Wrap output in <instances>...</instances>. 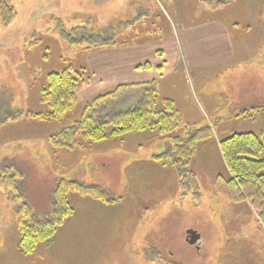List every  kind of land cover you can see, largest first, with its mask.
Wrapping results in <instances>:
<instances>
[{"label": "rangeland", "instance_id": "374dc122", "mask_svg": "<svg viewBox=\"0 0 264 264\" xmlns=\"http://www.w3.org/2000/svg\"><path fill=\"white\" fill-rule=\"evenodd\" d=\"M14 10L8 24L0 21V118L16 114L0 127V176L6 165L19 175L15 192L0 187V264H264L257 212L248 202L232 204L214 187L217 175L230 177L218 142L243 127L233 115L264 105V0H237L221 10L200 0H131L110 18L86 24L96 35L141 43L156 41L177 23L214 17L229 26L233 62L176 71L157 83L160 97L172 99L183 114L185 128L178 137L213 129L190 165L197 190L187 193L175 169L152 158L173 150L170 136L147 131L96 143L79 139L68 150L53 149L49 137L80 116L82 100L61 122L26 112L45 109L39 90L49 72L81 68L88 52L85 44L66 41L61 30L76 24L52 16L48 6L33 11L25 2ZM133 93L112 109L133 106L140 89ZM250 122L264 129V110ZM58 178L97 185L114 200L70 193L72 214L49 242L22 254L15 212L26 202L37 216L47 215ZM189 229L200 235L197 245L186 241Z\"/></svg>", "mask_w": 264, "mask_h": 264}, {"label": "trees", "instance_id": "16d2710c", "mask_svg": "<svg viewBox=\"0 0 264 264\" xmlns=\"http://www.w3.org/2000/svg\"><path fill=\"white\" fill-rule=\"evenodd\" d=\"M216 8L228 5L236 0H200ZM15 16L11 0H0V21L8 24ZM142 33V32H141ZM144 33H148V30ZM62 36L71 45H83L84 51L90 52L104 47L141 43L138 41H119L116 36L107 38L103 34L92 33L86 23L73 26L68 32L61 30ZM148 68L149 64L141 66ZM89 74L85 68L68 65L61 71L49 72L45 83L40 87L39 100L45 109L39 112H26L39 120L61 122L77 103V89L85 84ZM140 89V97L127 109H112L126 93L132 96ZM138 95V93H137ZM135 96V95H134ZM80 116L71 125L64 126L59 132L49 137V143L55 151L72 148L79 139L90 142L105 141L109 138H122L130 133L153 132L158 136H170L174 148L152 158L162 166L173 167L179 177L178 185L186 193L197 190L195 174L190 168L198 145L212 137L209 126L195 130L188 138L178 137L179 130L185 128L183 114L170 98L160 97L157 83L153 81L119 84L112 89L95 95L81 107ZM264 110V105L236 111L233 118H254ZM253 112H258L251 116ZM22 115V114H21ZM14 112H8L0 118L1 125L13 119ZM179 131V132H178ZM224 164L230 173L229 178L217 175L214 187L217 193L232 204L248 202L257 212L264 228V129L254 132H232L218 142ZM0 187L16 191L19 173L11 166H3ZM77 192L102 202H112L108 192L101 187L85 186L77 180L58 178L52 189L50 209L47 215L39 217L26 202L17 208L16 226L18 231V250L25 255L33 253L39 243H47L54 236L59 226L72 214L73 207L69 195ZM195 193V192H194Z\"/></svg>", "mask_w": 264, "mask_h": 264}, {"label": "crops", "instance_id": "0c3cea01", "mask_svg": "<svg viewBox=\"0 0 264 264\" xmlns=\"http://www.w3.org/2000/svg\"><path fill=\"white\" fill-rule=\"evenodd\" d=\"M130 1L11 0V3L15 8L18 4L29 2L32 4L33 11L48 6L49 12L54 13L52 16L78 25L91 24L95 18L102 19L107 16L110 18ZM228 5L216 9L221 10ZM228 28L229 26L223 22L210 17L198 23H177L154 42L108 46L90 51L86 53L83 60L84 65L81 66L89 74V79L77 89V98L85 103L95 95L106 92L119 84L143 83L153 80L158 83L160 78L176 71L201 70L207 65L218 66L233 62L235 50ZM146 63L149 64L148 68L141 67ZM255 118H238L239 124L243 127L235 132L258 133L263 128H259V124H250V121Z\"/></svg>", "mask_w": 264, "mask_h": 264}, {"label": "water", "instance_id": "95a60500", "mask_svg": "<svg viewBox=\"0 0 264 264\" xmlns=\"http://www.w3.org/2000/svg\"><path fill=\"white\" fill-rule=\"evenodd\" d=\"M200 239V235L197 231L189 229L186 232V241L191 245H197Z\"/></svg>", "mask_w": 264, "mask_h": 264}]
</instances>
